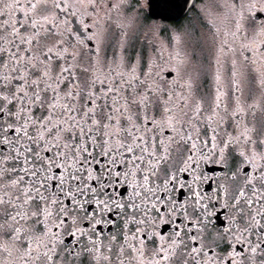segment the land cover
<instances>
[{
	"label": "snow or ice",
	"instance_id": "snow-or-ice-1",
	"mask_svg": "<svg viewBox=\"0 0 264 264\" xmlns=\"http://www.w3.org/2000/svg\"><path fill=\"white\" fill-rule=\"evenodd\" d=\"M130 10L0 0V264H264V0H204L146 62Z\"/></svg>",
	"mask_w": 264,
	"mask_h": 264
},
{
	"label": "flooded vegetation",
	"instance_id": "flooded-vegetation-1",
	"mask_svg": "<svg viewBox=\"0 0 264 264\" xmlns=\"http://www.w3.org/2000/svg\"><path fill=\"white\" fill-rule=\"evenodd\" d=\"M204 0H195L191 8H189L186 14L176 18V19H162V18H152L148 15L147 0H129L131 5V10L128 12L129 15L135 16V26L133 29H126L129 33L128 36V48L127 52L133 57L139 54L143 60L146 62L150 57L156 58L159 56V49L161 41L168 46V50H171V45L175 43L174 37H183V33L189 30L193 24H196L200 30L207 34L208 29L206 27H201V22L199 19V9L202 6ZM224 2V1H223ZM18 15V14H17ZM6 17H0L4 19ZM264 21V13L257 11L254 17H250L245 24V30L249 34V38L252 36V24L254 22L256 28L258 29L260 23ZM78 31H83L79 25L78 19L73 24ZM112 41L110 44H106L104 48V54L110 60L113 57L114 49L116 52L119 51L118 45L116 43L120 38V32L116 29L115 25L112 24L111 28ZM90 47H94V44L90 43ZM167 55V51L165 52ZM84 78L83 76L81 77ZM210 86V81L207 79H202L201 87L199 90L200 95L208 93ZM247 95V94H246ZM253 95L257 100L260 98L258 91L253 92ZM210 100V96L206 97ZM250 119V117H249ZM260 119L258 113V121ZM204 169L205 175L208 177H215L221 174L220 167L212 163L201 166ZM216 189V183L211 184L209 189L207 182L201 184L202 191H208L211 194L212 191ZM219 218L213 217L211 223L209 224V229H221L226 225V216L224 213L216 210Z\"/></svg>",
	"mask_w": 264,
	"mask_h": 264
},
{
	"label": "water",
	"instance_id": "water-1",
	"mask_svg": "<svg viewBox=\"0 0 264 264\" xmlns=\"http://www.w3.org/2000/svg\"><path fill=\"white\" fill-rule=\"evenodd\" d=\"M195 0H147L148 15L152 18L176 19L191 8Z\"/></svg>",
	"mask_w": 264,
	"mask_h": 264
},
{
	"label": "rangeland",
	"instance_id": "rangeland-1",
	"mask_svg": "<svg viewBox=\"0 0 264 264\" xmlns=\"http://www.w3.org/2000/svg\"><path fill=\"white\" fill-rule=\"evenodd\" d=\"M224 0H217V3H223Z\"/></svg>",
	"mask_w": 264,
	"mask_h": 264
}]
</instances>
